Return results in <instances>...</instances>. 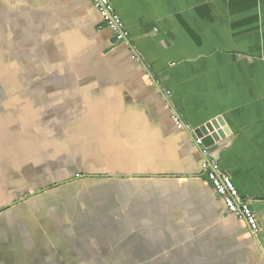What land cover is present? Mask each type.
Here are the masks:
<instances>
[{"label":"crops","instance_id":"1","mask_svg":"<svg viewBox=\"0 0 264 264\" xmlns=\"http://www.w3.org/2000/svg\"><path fill=\"white\" fill-rule=\"evenodd\" d=\"M110 2L129 46L88 0H0V264H264V0Z\"/></svg>","mask_w":264,"mask_h":264},{"label":"built area","instance_id":"2","mask_svg":"<svg viewBox=\"0 0 264 264\" xmlns=\"http://www.w3.org/2000/svg\"><path fill=\"white\" fill-rule=\"evenodd\" d=\"M88 1L96 9L104 27L111 31L115 40L129 46V32L115 12L110 0ZM132 59H135V55L132 56ZM170 118L177 128H184L180 117L176 113H171ZM194 143L197 147H202V138H195ZM202 153L204 157L200 163L201 173L211 184L213 190L220 196L224 208L229 214L243 221L253 236L259 234L261 228L249 200L242 196L229 174L222 170L215 157L209 154L207 149Z\"/></svg>","mask_w":264,"mask_h":264},{"label":"water","instance_id":"3","mask_svg":"<svg viewBox=\"0 0 264 264\" xmlns=\"http://www.w3.org/2000/svg\"><path fill=\"white\" fill-rule=\"evenodd\" d=\"M114 41L115 38H114ZM228 133V130L225 128L222 120L220 118H216L214 120H210L205 124L199 126L196 130H194L193 134L195 137L202 138V146L203 147H212L214 143H217ZM209 183V182H208ZM210 188H212L211 184L209 183ZM213 190V188H212ZM214 191V190H213ZM215 192V191H214ZM215 194L220 199V196L215 192ZM24 199L19 200L18 202L24 201ZM221 200V199H220ZM16 202V203H18ZM10 204L8 206H11Z\"/></svg>","mask_w":264,"mask_h":264}]
</instances>
